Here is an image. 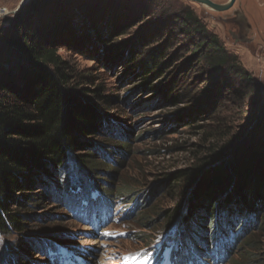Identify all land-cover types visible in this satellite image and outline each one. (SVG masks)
<instances>
[{"label": "trees", "instance_id": "1", "mask_svg": "<svg viewBox=\"0 0 264 264\" xmlns=\"http://www.w3.org/2000/svg\"><path fill=\"white\" fill-rule=\"evenodd\" d=\"M64 1L28 0L5 27L0 25V236L27 234L30 237L18 244L22 256L45 253L53 262L46 252L64 238L53 229L46 231L48 239L29 233L34 219L40 223L47 219L30 209L50 201L75 218H95L108 214L110 202L117 199L126 216L134 214L147 226L155 224L154 216L165 215L164 228L170 230L166 243L170 253L177 250L179 259L169 254V264H221L247 230L257 231L258 216H264V134H258L257 141H244L245 134L234 139L223 133L222 122H187L198 130L200 142L190 165L165 175L163 192L174 200L167 211L161 206L145 207L153 197L148 191L142 195L128 183L117 188L107 183L99 176L105 173L110 178L109 168L119 164L116 158L128 148L126 129L114 125L103 110L116 99L96 85L95 73L76 71L63 60V53L72 48L92 58L100 69H109L113 59L95 47L107 45V35L112 32L115 37L119 24L113 18L90 17L83 22L80 16L73 21V15H66L54 19L61 21L60 27L46 29L39 20L44 13L61 15ZM72 22L79 24V34ZM178 28L187 38L195 37L191 48L197 65L208 73H227L251 82L250 103H261L262 92L248 71L193 11L182 12ZM131 47L118 46L113 51L116 61L130 67L139 86L150 89L165 104H189L185 93H175L180 72L167 70L171 64L163 59L164 51ZM167 72L169 80L166 76L156 82ZM70 162L75 167L73 177L68 174ZM260 219L264 222V217ZM142 235L140 231L134 238ZM261 245L258 252L263 255L255 259L257 241L246 240V264L252 256L253 262L264 264ZM154 258L157 263L158 257Z\"/></svg>", "mask_w": 264, "mask_h": 264}, {"label": "rangeland", "instance_id": "2", "mask_svg": "<svg viewBox=\"0 0 264 264\" xmlns=\"http://www.w3.org/2000/svg\"><path fill=\"white\" fill-rule=\"evenodd\" d=\"M75 2L77 8L73 7ZM261 2L262 32L259 41L264 45V0ZM63 5L65 11L61 15L44 13L39 20L46 23V29L59 25L61 21L55 23L54 19L66 15H73V21L80 16L83 22L90 17L117 19L118 34L114 37L112 32L109 33L107 45L95 47V50L108 53L113 59L109 69H100V65L92 58L80 55L71 47L67 53H63V60H68L78 72L95 73L96 85L103 89L104 94L116 99L102 108L113 120L114 125H121L122 129H126L128 148H125L123 155L116 158L119 164L109 168L110 178L105 177V173L99 177L113 184L115 188L128 183L135 193L144 195L148 191L153 194L145 205L147 209L161 206L162 210L167 211L174 205L173 196L163 192L166 189L165 175L190 165L196 144L200 142L198 130L188 126L187 122L189 125L222 122L225 126L223 133L234 139L245 134L244 141H257L256 136L264 134V47L252 50L227 41L223 38L221 26L200 14L203 9L209 12L213 10L203 6L199 8L190 0H65ZM17 8L0 6V9H3L0 11L2 27L9 23L18 11ZM186 9L193 11L206 29L213 33L248 71L252 82L259 87L263 95L259 105L250 103L251 93L248 87L251 82L234 78L227 73H208L195 63L191 48L195 37L187 38L178 28L179 17ZM73 23L76 22L71 24ZM78 25L73 24L77 34ZM130 45L132 49L149 48L159 53L164 51L163 59L170 60L171 64L167 70L180 72L175 81V93H185L189 104H165L156 100L157 96L150 89L139 86V81L130 67L116 61V51H113V48L118 46L125 49ZM168 73L156 82L166 76L169 80ZM215 100L217 102H214ZM252 123L254 125L247 130ZM71 162L68 174L73 177L75 167ZM124 200L130 203L129 199ZM118 203L117 199L110 202L112 210L108 211L105 218L101 215L95 218L93 215L89 218H75L58 204L50 201L39 202L35 209L29 211L39 215L45 214L47 219L41 223L34 219L28 232L48 239L46 231L53 229L63 236L64 242L54 245L53 264H155L156 260L152 262L153 258L148 261V252L152 250L153 245L158 246L170 238V230L166 231L164 228L165 215L154 216L155 224L147 226V223L140 222L134 214L132 217L126 216V211L124 212ZM260 217L264 216H258L257 226L258 223L260 225L257 231L247 230L241 240L239 239L241 242L234 246L221 264H246L247 248L243 246L249 237H254L257 241L253 251L254 258L262 257V251L258 252V247H262L261 243H264V222ZM140 231L143 232V238L135 239L134 235ZM106 233L110 235H105ZM27 237L30 236L24 233L1 235L0 264H52L45 253L29 252L28 256H22L18 244L21 239ZM223 241L227 242L225 239ZM167 245L164 244L157 263L164 258L163 264H167ZM185 250L190 252L189 248H183V251ZM176 251L174 249L170 255L179 262ZM253 256L248 264H261L253 262ZM8 258L10 259L7 262Z\"/></svg>", "mask_w": 264, "mask_h": 264}, {"label": "flooded vegetation", "instance_id": "3", "mask_svg": "<svg viewBox=\"0 0 264 264\" xmlns=\"http://www.w3.org/2000/svg\"><path fill=\"white\" fill-rule=\"evenodd\" d=\"M197 7L213 10L197 1H192ZM217 4H229L231 0H210ZM261 0H233L231 5L222 10L209 12L203 9L201 16L215 21L221 26L223 38L234 44H240L255 50L264 47L261 39ZM257 41V43H256Z\"/></svg>", "mask_w": 264, "mask_h": 264}, {"label": "water", "instance_id": "4", "mask_svg": "<svg viewBox=\"0 0 264 264\" xmlns=\"http://www.w3.org/2000/svg\"><path fill=\"white\" fill-rule=\"evenodd\" d=\"M27 1L28 0L22 1V3L20 4V6H22L23 4H25V2H27ZM192 1H197L199 3H202V4L206 5L207 7L211 8L213 10H216V11H222V10L228 8L231 5V3L233 2V0H231L229 4L224 5V4L213 3L210 0H192ZM19 7L17 9H19Z\"/></svg>", "mask_w": 264, "mask_h": 264}, {"label": "crops", "instance_id": "5", "mask_svg": "<svg viewBox=\"0 0 264 264\" xmlns=\"http://www.w3.org/2000/svg\"><path fill=\"white\" fill-rule=\"evenodd\" d=\"M24 0H0V6L2 7H19Z\"/></svg>", "mask_w": 264, "mask_h": 264}, {"label": "snow or ice", "instance_id": "6", "mask_svg": "<svg viewBox=\"0 0 264 264\" xmlns=\"http://www.w3.org/2000/svg\"><path fill=\"white\" fill-rule=\"evenodd\" d=\"M105 235H110V233H106Z\"/></svg>", "mask_w": 264, "mask_h": 264}, {"label": "built area", "instance_id": "7", "mask_svg": "<svg viewBox=\"0 0 264 264\" xmlns=\"http://www.w3.org/2000/svg\"><path fill=\"white\" fill-rule=\"evenodd\" d=\"M0 11H3V9H0Z\"/></svg>", "mask_w": 264, "mask_h": 264}]
</instances>
